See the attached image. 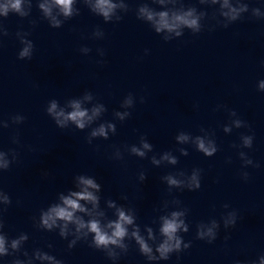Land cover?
<instances>
[{"label":"clouds","instance_id":"9594fccd","mask_svg":"<svg viewBox=\"0 0 264 264\" xmlns=\"http://www.w3.org/2000/svg\"><path fill=\"white\" fill-rule=\"evenodd\" d=\"M56 2L61 6L62 10L64 11L65 15H69L71 13V4L72 0H56ZM20 4L21 0H13L10 7L16 11L20 10ZM226 4V0H225ZM41 7H44L41 5ZM115 7L114 5L110 4L108 0H98L97 2V8L103 13L105 17L108 16L111 9ZM9 10V5H4L0 7V11L3 12L4 15H7V12ZM47 11V9H45ZM142 12H145L147 14V18L149 20L153 19V13L148 12L147 9H141ZM159 19L156 21V31L160 32L163 29H167L169 31H172L176 28H178L181 24L186 25L188 27H195L197 24V21L195 19H189L188 17L191 16V12L186 13L183 16L174 15L171 18H169L168 13L161 12L158 14ZM27 50H25L24 53L21 55H26ZM264 87V85H261ZM74 111H72L69 115L64 116L63 112L56 113L57 116H64V120H71L75 122L77 127L83 128L84 127V121L85 119H91V117L87 116V112L85 110H81L79 103H74L72 105ZM56 109V104L53 103L49 111H54ZM62 123V122H61ZM97 133H93V135H96ZM99 134L104 135V128L101 127L99 129ZM144 147H148L147 144L144 145ZM200 147L209 155L211 152L204 148L203 143L200 144ZM134 151H137L134 149ZM214 151V150H213ZM140 155H143V153H138ZM172 184H175V180L169 181ZM81 183L85 185V188L82 192H73L70 197H62L63 200V206H55L52 207L47 213H45L42 216V223L43 226L51 229L54 225H56L57 220H62L64 222H72L75 221V223L78 224L79 228H84L86 225L82 220L79 218L74 217V213L77 211L83 212L85 209L81 206L79 203L80 200H87L91 201L93 203L96 202V197L88 191L89 187L97 188L98 185H96L91 179H81ZM74 197V198H73ZM174 216L177 214H173ZM132 219L131 217H128L124 214V212H119V220L110 223L109 227L113 228L114 231L112 232V235H108L106 232L102 231L99 225V222L96 220H92L88 223L87 227L89 230L93 233H95V242L97 247L100 245H107L109 243L117 244L119 242V239L124 237L126 234V229L124 227L125 224H131ZM180 227V224L173 220H165L164 227L162 229V232L167 236V240L163 245L160 246L159 251L162 256H165V254L172 250L173 247H179L180 241L177 240L175 245H172L170 241L174 239V233L176 230ZM63 234V232H62ZM135 235V233H134ZM137 240L141 245V248L145 252H150V249L147 247V245L144 243V241L137 236ZM17 242H13V247H16ZM4 240L2 237H0V253L4 252ZM48 259H51V257H46ZM166 258V256H165Z\"/></svg>","mask_w":264,"mask_h":264}]
</instances>
